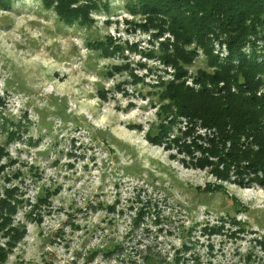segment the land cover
I'll list each match as a JSON object with an SVG mask.
<instances>
[{"label":"rangeland","instance_id":"obj_1","mask_svg":"<svg viewBox=\"0 0 264 264\" xmlns=\"http://www.w3.org/2000/svg\"><path fill=\"white\" fill-rule=\"evenodd\" d=\"M13 3L0 10V96L4 114L22 129L2 160L0 193L17 186L33 202L42 188L51 195L33 216L40 214V224L25 217L29 207L18 209L15 222L27 235L6 264H144L148 256L163 264H243L248 257L264 264V190L224 182L223 191L203 193L219 183L208 169L195 168L181 145L149 141L160 124L155 86L172 78L147 56L163 39L140 27L129 0H100L82 27L59 23L39 0ZM98 42L122 50L104 55ZM196 54L186 85L197 90L208 57ZM176 123L170 139L187 129ZM205 134L195 128L180 144ZM235 198L243 210L232 207ZM104 246L118 251L89 260Z\"/></svg>","mask_w":264,"mask_h":264},{"label":"trees","instance_id":"obj_2","mask_svg":"<svg viewBox=\"0 0 264 264\" xmlns=\"http://www.w3.org/2000/svg\"><path fill=\"white\" fill-rule=\"evenodd\" d=\"M39 1L42 7L56 15L59 23L81 27L92 23L89 13L100 7V0ZM129 2V11L142 17L140 27L152 38L163 39L158 42V51L147 56L158 59L171 71L172 79L160 78L155 86L159 88L154 95L160 124L157 132H150L149 141L161 145L167 140V144L181 145L180 149L194 160L195 168L208 169L219 183L208 184L203 193L212 195L223 191L224 182L241 188L255 184L264 190V0ZM12 4L13 0H0V10L9 11ZM95 45L104 55L122 50L117 45L111 49L105 42ZM196 50L208 57L205 67L199 71V78L194 80L199 86L197 90L186 85V68L198 57ZM221 52L225 53L222 57L218 55ZM4 109L5 100L0 96V130H4L6 136L5 144L0 143V173L7 164L2 160L10 157L7 147L21 139L22 129L20 122L6 117ZM181 121L187 128L180 131L184 139L190 137L195 128L208 134L198 135L189 144H180L183 138L170 139L169 135L176 122ZM195 153L200 156L195 158ZM14 163L8 162L11 166ZM19 173L14 176H20ZM4 179L8 184L12 181L10 176ZM50 195L49 190L42 188L33 202L25 198L17 186L6 187L0 193V238L4 240L3 246L0 245V264L7 263L9 255L27 235L25 224L15 222L18 209L24 205L29 207L25 217L40 224V214L37 219L33 216L50 204ZM232 200L235 211L243 210L236 198ZM143 215L141 211L136 224L141 222ZM228 215L226 219L233 225H241ZM117 251L116 246H104L91 251L89 260L99 254L111 257ZM179 263L176 258L172 264ZM144 264L163 262L148 256ZM243 264H251L250 257Z\"/></svg>","mask_w":264,"mask_h":264}]
</instances>
